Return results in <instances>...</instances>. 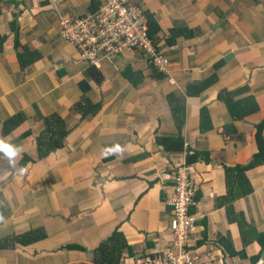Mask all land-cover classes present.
Masks as SVG:
<instances>
[{
    "label": "crops",
    "instance_id": "0c3cea01",
    "mask_svg": "<svg viewBox=\"0 0 264 264\" xmlns=\"http://www.w3.org/2000/svg\"><path fill=\"white\" fill-rule=\"evenodd\" d=\"M131 1L155 19L167 73L156 77L142 53L123 52L99 60L95 84L92 66L60 35L61 19L89 13L90 0H0V138L22 149L16 168L0 152V264H91L113 230L130 248L119 264H130L170 239L172 174L181 166L198 186L189 241L198 264H264V162L244 171L245 195L227 193L224 170L250 160L264 118V0ZM176 29L184 32L172 36ZM241 86L257 111L232 119L218 95ZM83 98L97 110L81 115L73 106ZM18 112L21 121L3 135L2 121ZM52 113L67 131L38 158L42 117ZM178 135L182 150L157 141ZM114 145L121 151L106 155ZM192 151L209 159L186 163ZM22 154L31 161L20 164ZM36 228L44 237L19 238Z\"/></svg>",
    "mask_w": 264,
    "mask_h": 264
},
{
    "label": "built area",
    "instance_id": "2783aa9c",
    "mask_svg": "<svg viewBox=\"0 0 264 264\" xmlns=\"http://www.w3.org/2000/svg\"><path fill=\"white\" fill-rule=\"evenodd\" d=\"M60 35L89 66L97 67L103 57L140 52L151 68L167 73L169 60L149 35L143 9L131 0H98L93 11L61 19ZM172 175L170 239L130 258V264H198V256L189 249L198 186L186 166Z\"/></svg>",
    "mask_w": 264,
    "mask_h": 264
},
{
    "label": "trees",
    "instance_id": "16d2710c",
    "mask_svg": "<svg viewBox=\"0 0 264 264\" xmlns=\"http://www.w3.org/2000/svg\"><path fill=\"white\" fill-rule=\"evenodd\" d=\"M91 11L96 9L98 1L90 0ZM145 13V12H144ZM148 22L149 35L154 39L155 34L158 31V25L155 19L145 13ZM184 31L180 29L172 30V36H176V34L182 33ZM5 40L4 36H0V52L2 51V44ZM172 42V41H170ZM29 55L27 52L24 54L17 56L20 68H24L27 65L25 60L26 56ZM154 73H158L156 77H162L164 74L159 73L153 68H151ZM89 76L93 80L95 84H98L101 80L100 74L94 67H90L88 69ZM214 78H210L204 83L191 85L187 90L190 94H199L204 88L213 83ZM85 83H80L79 88L82 93L86 90L84 85ZM247 87L241 86L234 90L225 91L223 90L218 95V99L221 100L226 107L229 115L232 119H241L245 115L257 111V105L251 95L246 94ZM241 96L240 98L235 99L236 97ZM73 107H76L78 111H80L81 115H85L87 113H92L97 110V105H90V103L86 99H81L80 104H75ZM208 116L205 110L200 112V130L204 131L207 127L205 121ZM22 119L21 113H15L3 120L1 123V132L3 135H6L13 129ZM43 128L39 135L36 137V156L38 158L45 156L48 152L53 149L59 147L62 142V137L66 134V128L63 125L62 119L55 113H52L48 116L42 117ZM264 125V118L255 124L254 131V140L256 145V151L252 154L250 160L244 164L239 165L236 164L232 167L224 166L225 176L227 177V193L229 195H245L250 191V186L245 177L244 171L250 167L258 165L264 162V140L261 136V129ZM178 127H180V122L178 123ZM225 130V128H224ZM227 130V129H226ZM225 130V132H226ZM25 134L28 131L24 132ZM158 143L163 144L166 149H177L182 150L184 141L180 135L175 137H158ZM198 158H203L205 160L209 159V155L207 151H192L191 153H187L186 155V163H192L196 161ZM31 161V158L25 154L21 155V159L19 161L22 164L25 161ZM231 175V176H230ZM237 191L236 194L233 192ZM44 232L41 228H36L31 231H27L24 234L20 235L19 238L24 240V242H32V240H37L39 238L44 237ZM18 238V239H19ZM258 244L260 247L264 246V237L259 235L257 237ZM67 248H75L76 250H80L81 248L68 246ZM128 250L130 253V248L126 243V239L120 231L113 230L111 234L102 240L95 249H93V260L91 264H119L120 259L122 257V252L124 250ZM131 255V254H130Z\"/></svg>",
    "mask_w": 264,
    "mask_h": 264
},
{
    "label": "clouds",
    "instance_id": "9594fccd",
    "mask_svg": "<svg viewBox=\"0 0 264 264\" xmlns=\"http://www.w3.org/2000/svg\"><path fill=\"white\" fill-rule=\"evenodd\" d=\"M120 151L121 148L119 145H114L113 147L104 150L106 155L109 153H116ZM0 152H2L4 156L7 158L9 165L11 167L13 168L17 167V163H18L17 157L20 156V153L22 152L21 148L11 145L8 142H6V140H4L3 138H0ZM24 171H25L24 168H19L20 174H23ZM2 219L3 218L0 217V220Z\"/></svg>",
    "mask_w": 264,
    "mask_h": 264
}]
</instances>
